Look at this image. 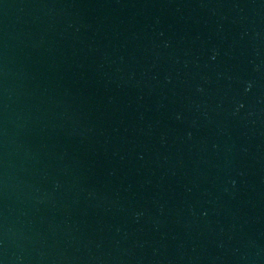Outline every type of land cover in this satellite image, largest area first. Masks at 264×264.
I'll return each mask as SVG.
<instances>
[{"label":"water","instance_id":"water-1","mask_svg":"<svg viewBox=\"0 0 264 264\" xmlns=\"http://www.w3.org/2000/svg\"><path fill=\"white\" fill-rule=\"evenodd\" d=\"M0 264H264V0H0Z\"/></svg>","mask_w":264,"mask_h":264}]
</instances>
